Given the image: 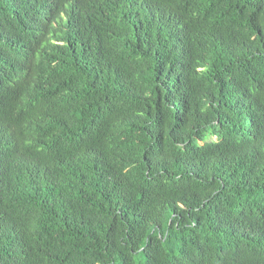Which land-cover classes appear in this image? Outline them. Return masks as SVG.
<instances>
[{
    "label": "trees",
    "instance_id": "trees-1",
    "mask_svg": "<svg viewBox=\"0 0 264 264\" xmlns=\"http://www.w3.org/2000/svg\"><path fill=\"white\" fill-rule=\"evenodd\" d=\"M0 264H264V0H0Z\"/></svg>",
    "mask_w": 264,
    "mask_h": 264
},
{
    "label": "clouds",
    "instance_id": "clouds-1",
    "mask_svg": "<svg viewBox=\"0 0 264 264\" xmlns=\"http://www.w3.org/2000/svg\"><path fill=\"white\" fill-rule=\"evenodd\" d=\"M70 1H72V0H70Z\"/></svg>",
    "mask_w": 264,
    "mask_h": 264
}]
</instances>
